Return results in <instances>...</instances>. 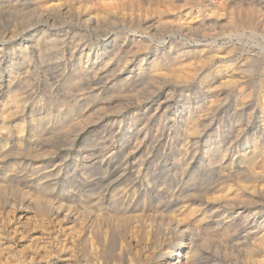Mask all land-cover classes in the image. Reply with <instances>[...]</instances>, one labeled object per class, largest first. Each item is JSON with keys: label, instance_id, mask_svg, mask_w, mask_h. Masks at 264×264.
Returning a JSON list of instances; mask_svg holds the SVG:
<instances>
[{"label": "bare ground", "instance_id": "6f19581e", "mask_svg": "<svg viewBox=\"0 0 264 264\" xmlns=\"http://www.w3.org/2000/svg\"><path fill=\"white\" fill-rule=\"evenodd\" d=\"M31 11L39 15L11 22ZM1 18L0 52L14 47L0 57L8 67L0 73V160L25 159L1 180L52 193L62 166L45 160L46 128L56 121L54 131H69L60 114L77 110L71 124L81 143L96 130V143L67 165L66 201L50 202L66 221L61 264H209L195 236L244 250L239 263L213 264H264V0H0ZM161 23L171 27L167 45L154 39ZM189 35L196 45L172 50ZM35 51L41 64L70 66L66 79L77 84L58 114L41 113L39 83L29 80ZM161 82L193 90L173 100L162 86L151 100L90 121L115 107L117 91Z\"/></svg>", "mask_w": 264, "mask_h": 264}, {"label": "rangeland", "instance_id": "374dc122", "mask_svg": "<svg viewBox=\"0 0 264 264\" xmlns=\"http://www.w3.org/2000/svg\"><path fill=\"white\" fill-rule=\"evenodd\" d=\"M38 15H39L38 12H35V11H33V13L31 11L30 13L25 14V15H21V16L20 15H12L11 22L14 23V25H22V24L27 23L28 21L34 19ZM6 18L7 17L5 16V19ZM9 19H10V17H9ZM0 22H1V24L5 25L6 20H3V18H1ZM169 27L170 26H168L166 24H162V23L159 24V28H158L159 33L156 34L154 39L162 40V39L166 38V40H165V44H163L162 42H160V43L156 42V45H167L169 43V41H170V39H169L170 32L168 30ZM188 37L191 40V41H188L190 43H185L184 45L175 43L172 47L173 48L172 50L173 51H180L181 49H183L182 46H184V47L186 46L188 48H191L193 45H196V43H195V41H193V39L197 38V36L189 35ZM179 38L181 40V37H179ZM14 43H15V47H19L17 42H14ZM7 45L8 44H5L3 47L4 50L0 52L1 58H6V56H9V52H11V48L14 47V44L12 46L11 45L7 46ZM189 45H191V46H189ZM42 46L46 49L48 48L47 47L48 45H46V44L45 45L42 44ZM55 47L56 46H52L51 48H55ZM58 47H60V45ZM58 47H56V49H55L56 51H57ZM55 50L51 49V53L49 52L50 54H48V51H50V50H47L46 53L44 52L45 56L48 54V55H51V57H54V53L56 52ZM36 52L37 51H35V53H34V59L35 60L33 59V62H35V63H33V66H32V68L35 70V72L30 74L32 78L30 77L29 80L31 82H33L35 79V82L39 83V86L36 84V87L39 88L38 90H40V92L42 93L40 95L43 96V98L40 95H35V97L29 98L30 101L28 100L26 102L27 103L29 102L28 104H31L30 102L34 101L33 103H35L39 99V96H40V99H43V103L46 104V105H43L46 108L41 110V113L43 114L44 111L46 110L45 113L51 112V113L58 114L57 109L60 112V109H66L65 106L68 104L69 101H70L69 103H72L71 98L67 100V98H69V94H67L68 88L73 83V82H69L68 81L69 79L67 77L69 70L71 71L70 66H68L67 64H62V65H58V66L53 65V63L51 61L49 64H48V62H44L41 64L42 59H39L37 57L38 54ZM48 57L51 58L50 56H48ZM36 59H37V61H36ZM18 63H19V60H18ZM20 65L19 64L16 65V70H17V72H18V70L19 71L21 70L22 75H24L23 74L24 70L22 71V69H24V66L21 67L22 65L21 66ZM49 65H51V66H49ZM65 65H67V66H65ZM18 66H20L19 69H17ZM7 69H8V67L6 64L1 65L0 66V73L4 74V76H5L6 75L5 73L8 71ZM47 70H48V72L51 71L54 75L51 72H50V74H52L53 76L49 75ZM44 71L47 74H45ZM54 71H55V73H54ZM43 76H45V77H43ZM40 77H42V78H40ZM46 77H48L49 80L46 79ZM4 79H5V77H4ZM39 79H40V81H39ZM53 80H54V82L55 81L56 82L54 83ZM159 84L158 83L157 84L149 83V84H145L143 86H141V85L137 86V87H135L136 89L134 87H130L131 89L130 88L129 89L123 88L122 94L120 92L121 90L117 91L119 93H117V96L114 98L115 107L111 106V109H109L110 107L106 108V109H100L96 113L92 114L93 116L91 117L90 121L94 122V120L96 121L98 118L109 116V115L112 116L114 114H117L118 108L120 109V108H125L126 106L127 107L132 106L139 99H140L139 102L151 100V99H153L152 96H156L159 92H161L163 90V87H165L166 85H167L166 87L169 86V89H170L169 90L167 88L169 91L167 90L166 93L167 92L169 93L171 91L172 94L171 93H169V94L171 95V97H172L171 99H173V100L178 99L182 95V93L184 94L185 91H186L185 95H187V94L192 93V90H193V87H191V84H189L186 87L183 85H180V84L177 85L175 82H168L165 84L163 82H161L162 85H159ZM73 85H77L76 82L73 83ZM154 85L155 86L157 85V86L155 87ZM75 87H77V86H75ZM4 89L5 88H3V90L1 92L5 95V94H7V92L5 91L6 89L5 90ZM124 89H126V90H124ZM173 89H174V91H173ZM3 91L6 93H4ZM66 94H67V96H66ZM65 97H67V98H65ZM45 98H46V100H45ZM31 99H33V100H31ZM48 100L51 102H49ZM60 100H62V101H60ZM65 100H67V101H65ZM116 100H117V102H116ZM47 102H48V104H47ZM66 102H67V104H66ZM118 102H120V103H118ZM50 103H52V104H50ZM117 103L120 104V106L116 108ZM58 104L62 105V106H59ZM50 108H51V110H50ZM48 109L50 112L47 111ZM123 110L124 109H122V111ZM74 112H75V114H73V115H65V112L60 114L61 117L63 115L65 116V117L63 116V118L65 119V120L63 119L64 121H66V120L68 121V119H69V121L67 122V123H69V126H70L69 131H68V127L66 129L65 128L62 129V131L64 130L63 132H61V130H57L58 132L54 131L55 129H58V126H60L59 125L60 122L55 121L54 123H51V129L52 130L50 129V127H49V129H48V127L46 128L47 130H45V131L48 132V135L46 136L47 132L45 133V131H44L45 134L43 133V135L45 136V138H43V139H45V140L42 142L41 147L44 148L43 150L46 149L47 157H48V159L45 158V160H51V165L54 164L57 166L58 165L62 166V169L60 171L55 170L54 171L55 173L51 176L52 180L54 181V183L51 186V189L53 190V191H51L52 193L48 194L46 192V190L44 191L46 194L44 192H40L41 188L38 187L36 182H34V181H27V182H23V183H22V181H20V183H19L18 180H14V181L11 180L12 182L11 181H6V182L4 181L3 182L1 180L2 177L0 176V264H52L53 262H54L53 264H55V263L61 264L62 257L66 254V251H63L64 250L63 244H64V242H66L64 239L65 237H63V236H65L64 234L66 233V231H65L66 221L62 217V215L56 216L55 214H52L53 210H52V206H51L50 202L53 201V202H56L57 204H64V202L66 201V198H67L66 186H67V179L69 176L65 172L67 165L74 163L73 161H74L75 155L80 152V149H79L80 146H84V145L91 146V145H94L96 143V141H95L96 140V130L95 129L93 131H89V133H86V136L84 137L85 140L83 141V143H81L82 142L81 138L84 136V134L80 132V128H79L80 126L75 125V127H74V123L71 124V121L73 120V119H71L72 116L77 118V113H78L77 110H75ZM67 116H68V118H67ZM62 122H61V124H62ZM46 123H47V121H43V125H42L43 128H44V124L46 125ZM70 124L73 126H71ZM53 125H55V126H53ZM43 150L41 149V151H43ZM32 154H34V153H32ZM11 158H14V157H11ZM24 160H25L24 158H21L20 160L9 159V160H5V161H4V159H1L0 160V169H1L0 172L5 171V169L7 170V169L11 168V166L13 165V163L11 165V162H14V161L15 162H18V161L24 162ZM43 160H44V158H43ZM9 162H10V164H9ZM24 166H27V165H23L21 167L24 168ZM52 167H53V165H52ZM27 168H29V167H27ZM20 184H21V186H20ZM43 193L45 195H43ZM43 197L45 198V200ZM46 200L49 201V203H47ZM36 201H38V202L40 201L41 204H40V202L38 203ZM47 205L50 206L51 209H49V207ZM46 211H48V212L46 213ZM211 237L212 236H210L209 240L203 241V240L198 239L197 236H195V238H196L195 239V245L198 248V253H202L201 256H203V260H205V261L209 260V261H207V263L210 262L209 264H213V262L211 263V260L214 261L215 259L216 260L214 262H221V261L223 262L224 260L228 261L231 259L234 262L239 263L234 258H236L238 256H244V254H243L244 250L236 248L235 250H237V251H233V253H231L233 248L230 247L229 249H231V250L226 251L224 249V248H226V246L222 241L219 242V241H217L218 238L214 239V237L213 238H211ZM58 241H59V243H58ZM62 241H63V243H62ZM60 242H61V245H60ZM55 245H56V247H55ZM62 245H63V247H61ZM58 247H61V248H58ZM51 249L53 250L54 254H52ZM57 250H59L61 254ZM56 251H57V255L60 258L56 255ZM61 251H63V253ZM226 252L228 253V255H226ZM176 260H177V258H176Z\"/></svg>", "mask_w": 264, "mask_h": 264}]
</instances>
